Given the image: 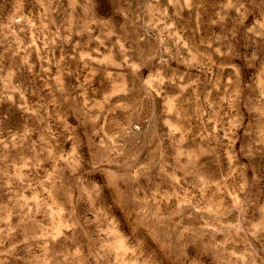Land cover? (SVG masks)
Returning a JSON list of instances; mask_svg holds the SVG:
<instances>
[{"label":"clouds","instance_id":"obj_1","mask_svg":"<svg viewBox=\"0 0 264 264\" xmlns=\"http://www.w3.org/2000/svg\"><path fill=\"white\" fill-rule=\"evenodd\" d=\"M0 264H264V0H0Z\"/></svg>","mask_w":264,"mask_h":264}]
</instances>
